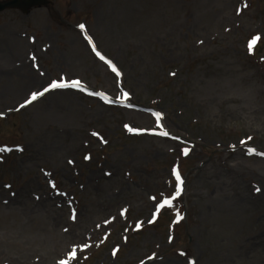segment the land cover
<instances>
[{"label": "rangeland", "instance_id": "374dc122", "mask_svg": "<svg viewBox=\"0 0 264 264\" xmlns=\"http://www.w3.org/2000/svg\"><path fill=\"white\" fill-rule=\"evenodd\" d=\"M50 1L0 13V264H264V0Z\"/></svg>", "mask_w": 264, "mask_h": 264}, {"label": "water", "instance_id": "95a60500", "mask_svg": "<svg viewBox=\"0 0 264 264\" xmlns=\"http://www.w3.org/2000/svg\"><path fill=\"white\" fill-rule=\"evenodd\" d=\"M43 4H46L45 0H13L0 3V12L4 11L7 8H20L25 11L36 6H41Z\"/></svg>", "mask_w": 264, "mask_h": 264}, {"label": "snow or ice", "instance_id": "6c2138e0", "mask_svg": "<svg viewBox=\"0 0 264 264\" xmlns=\"http://www.w3.org/2000/svg\"><path fill=\"white\" fill-rule=\"evenodd\" d=\"M81 27H83V26H81ZM97 55H99V53H97ZM100 59H104V57L103 56H100ZM114 72L116 71V69L115 68H113L112 69ZM117 75H119V73L117 72L116 73ZM78 87V84H76V83H73L72 85H67V84H61V83H56V82H52L51 83V85H50V88H52V89H56V88H64V87ZM48 89H45V91H47ZM38 95H43V92H40V93H33V95H32V99L33 100H35L36 98H37V96ZM180 180V177H179V175H177V181H179ZM167 203V202H166ZM161 207H163V205H161ZM60 264H65V262L64 261H61L60 262Z\"/></svg>", "mask_w": 264, "mask_h": 264}, {"label": "bare ground", "instance_id": "6f19581e", "mask_svg": "<svg viewBox=\"0 0 264 264\" xmlns=\"http://www.w3.org/2000/svg\"><path fill=\"white\" fill-rule=\"evenodd\" d=\"M20 66H25V63L23 62ZM23 79H25V77H23ZM22 87H23V85H21V89H22ZM27 87V86H26ZM8 89H10V88H8ZM11 90V89H10ZM22 91V90H21ZM15 200V201H14ZM13 201L15 202V204L16 205H19V206H21V202L19 201V200H16V199H14ZM8 204V202H6V204L5 205H7ZM241 211V210H240ZM213 234H216V232H214ZM217 243V242H216Z\"/></svg>", "mask_w": 264, "mask_h": 264}]
</instances>
